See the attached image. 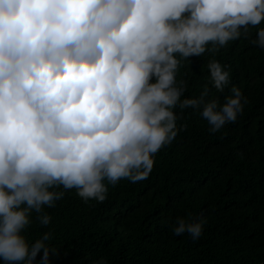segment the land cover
I'll return each instance as SVG.
<instances>
[{"label":"clouds","instance_id":"1","mask_svg":"<svg viewBox=\"0 0 264 264\" xmlns=\"http://www.w3.org/2000/svg\"><path fill=\"white\" fill-rule=\"evenodd\" d=\"M262 22L264 0H0V259L51 264V233L31 244L22 234L31 213L47 226L60 186L103 202L105 181L146 179L188 127L183 110L211 133L234 122L248 102L239 87L223 104L207 85L182 99L177 72ZM251 43L264 48V28ZM207 67L222 93L230 73L215 59ZM204 223L177 218L172 231L197 240Z\"/></svg>","mask_w":264,"mask_h":264},{"label":"trees","instance_id":"2","mask_svg":"<svg viewBox=\"0 0 264 264\" xmlns=\"http://www.w3.org/2000/svg\"><path fill=\"white\" fill-rule=\"evenodd\" d=\"M259 28L264 22L249 26L247 39L182 60L177 72V82L188 83L182 99L207 85L209 99L223 104L231 86L239 87L248 102L234 122L211 133L198 112L183 110L177 124L188 127L155 154L146 179L105 181L103 202L85 201L75 188L54 189L64 198L44 206L47 226L31 213L22 233L29 243L51 233V264H264V48L251 43ZM212 59L230 73L222 93L210 82ZM177 218L204 221L200 238L174 235Z\"/></svg>","mask_w":264,"mask_h":264}]
</instances>
